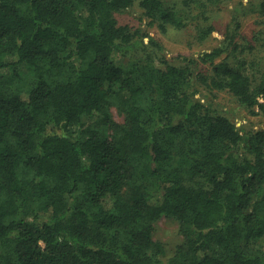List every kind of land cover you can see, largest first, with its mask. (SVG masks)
I'll return each mask as SVG.
<instances>
[{
  "label": "trees",
  "instance_id": "trees-1",
  "mask_svg": "<svg viewBox=\"0 0 264 264\" xmlns=\"http://www.w3.org/2000/svg\"><path fill=\"white\" fill-rule=\"evenodd\" d=\"M136 1L162 31L217 2L0 0V264H264V128L214 102L264 116V70L238 34L264 0L239 2L197 58L120 24ZM161 216L182 237L165 260Z\"/></svg>",
  "mask_w": 264,
  "mask_h": 264
},
{
  "label": "rangeland",
  "instance_id": "rangeland-1",
  "mask_svg": "<svg viewBox=\"0 0 264 264\" xmlns=\"http://www.w3.org/2000/svg\"><path fill=\"white\" fill-rule=\"evenodd\" d=\"M178 1V0H177ZM216 4L212 5L210 10L206 12L207 20L200 18L193 20L186 27L176 29L166 26L162 31L158 25L148 26V18L143 16V11L136 1L126 11L116 13V18L120 24H128L134 28H141L144 32L151 35L163 46V53L167 58H197L199 54L219 46L224 41L225 31L231 23L232 13L239 2L247 4L250 0H216ZM257 1V0H252ZM179 2V1H178ZM173 5L172 0H168L166 5ZM179 6L180 3H179ZM197 11H194L196 13ZM240 28L238 34L245 37L248 42L253 44L251 51L245 52L243 55L248 60L260 61L259 69L264 70V15L250 13L245 16L240 14ZM197 24H210L214 30L204 39L197 38ZM256 74V73H255ZM255 77H258L256 74ZM216 106L230 118L236 122V125H243L246 128L259 129L264 128V116L258 114L253 115L248 110L240 107L238 102L231 93L226 91H216L214 95ZM113 116L118 120L119 117L113 109ZM155 241L163 244L165 260L170 256L176 246L181 242L182 237L178 233V224L176 219L168 216H161L154 223ZM253 247H260L261 242H255Z\"/></svg>",
  "mask_w": 264,
  "mask_h": 264
}]
</instances>
